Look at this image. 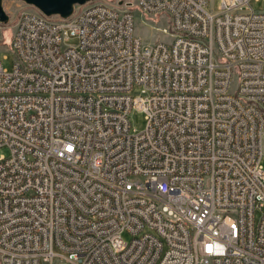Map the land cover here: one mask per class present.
Returning a JSON list of instances; mask_svg holds the SVG:
<instances>
[{
    "label": "built area",
    "instance_id": "built-area-1",
    "mask_svg": "<svg viewBox=\"0 0 264 264\" xmlns=\"http://www.w3.org/2000/svg\"><path fill=\"white\" fill-rule=\"evenodd\" d=\"M252 1L90 0L0 22V264H264ZM135 9L165 16V39L145 41Z\"/></svg>",
    "mask_w": 264,
    "mask_h": 264
},
{
    "label": "rangeland",
    "instance_id": "rangeland-1",
    "mask_svg": "<svg viewBox=\"0 0 264 264\" xmlns=\"http://www.w3.org/2000/svg\"><path fill=\"white\" fill-rule=\"evenodd\" d=\"M108 1L115 3L117 0ZM219 3L220 0H211L210 7L217 8ZM4 6L6 11L10 15V21L8 23L15 20L18 14L24 9L38 11L35 7L26 4L21 0H4ZM252 6L256 10H264V0H253ZM134 14L136 21V31L139 35L144 38L145 41H156L165 39L163 33L159 31L160 27L167 25L168 21L165 16L157 17L152 20L149 17L143 16L142 13L137 9L134 10ZM4 35L6 38L5 40L8 43L12 37V30L9 29L5 31ZM70 41L75 42L74 39H71ZM4 55H6L7 57L5 58ZM13 59L14 54L10 50V48L6 47L0 51V60L2 61L4 67L11 69L13 66ZM131 121L132 125L135 128L139 130L143 129L146 125L145 113L141 110H134L131 115ZM123 238L128 240L130 239V235L128 233H124Z\"/></svg>",
    "mask_w": 264,
    "mask_h": 264
},
{
    "label": "water",
    "instance_id": "water-1",
    "mask_svg": "<svg viewBox=\"0 0 264 264\" xmlns=\"http://www.w3.org/2000/svg\"><path fill=\"white\" fill-rule=\"evenodd\" d=\"M28 5L35 7L41 13L47 16L58 15L69 17L73 14L77 4H85L90 0H21ZM10 21V15L5 9L4 0H0V22L7 24Z\"/></svg>",
    "mask_w": 264,
    "mask_h": 264
},
{
    "label": "trees",
    "instance_id": "trees-1",
    "mask_svg": "<svg viewBox=\"0 0 264 264\" xmlns=\"http://www.w3.org/2000/svg\"><path fill=\"white\" fill-rule=\"evenodd\" d=\"M7 30H8V29H4V30L2 31V35H3L4 39H6L4 33H5V31H7Z\"/></svg>",
    "mask_w": 264,
    "mask_h": 264
}]
</instances>
